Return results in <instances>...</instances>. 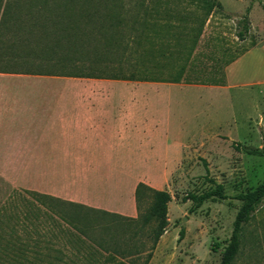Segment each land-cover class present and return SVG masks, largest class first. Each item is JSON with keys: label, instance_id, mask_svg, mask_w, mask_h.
<instances>
[{"label": "rangeland", "instance_id": "obj_1", "mask_svg": "<svg viewBox=\"0 0 264 264\" xmlns=\"http://www.w3.org/2000/svg\"><path fill=\"white\" fill-rule=\"evenodd\" d=\"M85 1L74 0L77 4ZM89 1L124 10L122 13L128 24L133 21L132 16L139 18L140 2L143 7L158 3L159 9L169 12V15L161 13L160 21L174 24L177 32L181 26L186 28V35H192L202 24L191 58L185 61L183 78L186 82L206 81L218 76L228 61L264 41V0H209L217 4L211 11L203 0ZM247 9L248 32L244 39H239L236 35L239 20ZM140 18L151 22V17L144 16V12ZM148 28L146 24L145 29ZM140 29L145 31L144 26ZM30 36L29 29L0 34L3 50L20 55L16 60L11 57L3 60L2 65L53 72H77L80 69L85 72L93 67H75L68 61L63 64L45 59L44 55H48L46 44H38L34 35ZM25 38L29 39V45L23 42L11 45V41ZM129 42L124 50L121 45L107 50L94 39L82 45L76 55L87 57L104 50L102 52L110 53L111 59H126L122 62L126 63L123 66L125 73L138 70L139 64L144 67L142 70H149L152 62L145 52L148 43L142 40L138 48ZM154 62L157 64L151 69L156 78L172 77L173 72H170L174 70L164 65V58L159 57ZM179 63L181 59L176 62ZM257 63L258 59H246L242 67L245 74ZM222 99L218 115L215 113L218 122L210 124L208 136L194 140L177 169L161 171L165 173L161 189L170 193L171 200L167 204V225L156 241L153 234L156 221L145 219L151 202V194L145 186L138 188V213L134 218L82 206L65 207V215L72 223L69 225L80 233L85 231L99 250L89 257L91 261L97 264H218L240 205L234 195L253 189L264 177V158L247 152L264 146V85H241ZM19 179L22 177L13 171H0V202L13 188V182ZM215 184L222 185L226 198L208 199L198 206L186 198L189 193L200 194ZM78 260V257L73 258V261ZM231 264H264V197L243 226L239 250Z\"/></svg>", "mask_w": 264, "mask_h": 264}, {"label": "crops", "instance_id": "obj_2", "mask_svg": "<svg viewBox=\"0 0 264 264\" xmlns=\"http://www.w3.org/2000/svg\"><path fill=\"white\" fill-rule=\"evenodd\" d=\"M17 19L12 0H0V34ZM3 45L0 38V58L11 55ZM248 58L258 63L245 74ZM0 62V171L22 177L13 187L128 218L138 213V183L161 189V171L177 169L218 122L224 95L264 85V41L228 61L219 84L61 75Z\"/></svg>", "mask_w": 264, "mask_h": 264}, {"label": "trees", "instance_id": "obj_3", "mask_svg": "<svg viewBox=\"0 0 264 264\" xmlns=\"http://www.w3.org/2000/svg\"><path fill=\"white\" fill-rule=\"evenodd\" d=\"M203 3L209 11L217 5L209 0H203ZM104 4L103 2L91 4L89 0L81 4L75 3L74 0H12V6L16 7L18 19L5 28L11 31H28L29 29L30 37L34 35L38 44H46L48 55H44L45 59L50 58L63 64L68 61L75 67L82 65L95 67L85 72H80L82 69L77 72L34 71L71 76L159 79L155 77L151 68L157 64L154 61L161 57L165 59L164 65L174 70L170 72V74L173 72L172 77L167 80L179 81L183 78L185 61L191 58L202 24L192 35H186V28L181 26L180 31L177 32L174 24L160 21V14L164 10L159 9L158 3V5L153 3L149 7H143L142 2L138 9L139 18L137 15L132 16L135 20L133 19L128 24L122 13L124 10H117ZM143 12L144 16L151 17L150 23L141 20ZM24 15H29V22L20 18ZM164 15H169V12L165 11ZM146 24L149 26L148 29H145ZM248 25L247 9L239 20V29L236 33L239 39H244L248 32ZM143 26L145 31L140 29ZM94 39L102 45L103 49L107 50L114 49L118 45H121V49L124 50L125 45H130L129 41L139 48L144 40L148 43L145 52L150 56L152 67L149 70H142L143 66L139 64L137 65L138 70L125 73L123 66L126 63L122 62L126 59L122 61L111 59L107 51L95 52L87 57L76 55L82 45ZM20 42L26 46L29 45L27 38L13 40L11 45ZM62 46L64 49H61ZM10 57L16 60L20 58V55L12 53L10 56L1 57L0 61ZM178 59H181V63L177 65ZM223 77L221 73L216 77H211L208 82L223 83ZM247 152L264 158V146L248 149ZM140 186H145L151 194V202L145 219L156 221L153 227L156 241L167 225V204L171 200V195L165 189L153 188L139 182L135 191L137 208ZM226 197L222 185L215 184L214 187L200 194L189 193L186 198H189L194 206H198L208 199ZM263 197L264 177L253 189L234 195V198L240 201V205L218 264H231L239 250L243 226ZM67 206L72 208L82 206L95 210L35 190L13 187L0 202V264H40V261L45 264H97L89 257L99 250L95 248L93 240L84 233L85 231L80 233L76 227L69 225L72 223L65 215ZM74 257H78L79 260L73 261Z\"/></svg>", "mask_w": 264, "mask_h": 264}]
</instances>
